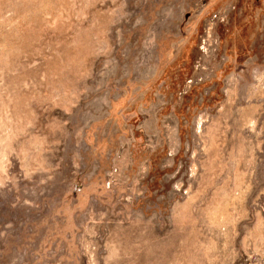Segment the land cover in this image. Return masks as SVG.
<instances>
[{
	"label": "rangeland",
	"instance_id": "obj_1",
	"mask_svg": "<svg viewBox=\"0 0 264 264\" xmlns=\"http://www.w3.org/2000/svg\"><path fill=\"white\" fill-rule=\"evenodd\" d=\"M0 264H264V0H0Z\"/></svg>",
	"mask_w": 264,
	"mask_h": 264
},
{
	"label": "crops",
	"instance_id": "obj_2",
	"mask_svg": "<svg viewBox=\"0 0 264 264\" xmlns=\"http://www.w3.org/2000/svg\"><path fill=\"white\" fill-rule=\"evenodd\" d=\"M237 138H238V137H237ZM239 138H243V139H245L244 136H241V137H240V135H239ZM233 139H235V136H233Z\"/></svg>",
	"mask_w": 264,
	"mask_h": 264
}]
</instances>
